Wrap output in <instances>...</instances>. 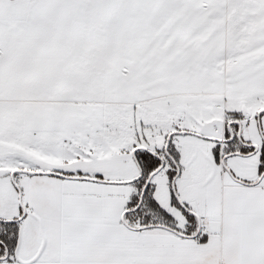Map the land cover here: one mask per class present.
Here are the masks:
<instances>
[{"label": "snow or ice", "instance_id": "obj_1", "mask_svg": "<svg viewBox=\"0 0 264 264\" xmlns=\"http://www.w3.org/2000/svg\"><path fill=\"white\" fill-rule=\"evenodd\" d=\"M0 264H264V0H0Z\"/></svg>", "mask_w": 264, "mask_h": 264}]
</instances>
